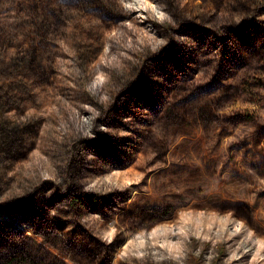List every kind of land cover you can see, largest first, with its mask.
Segmentation results:
<instances>
[{"label":"rangeland","instance_id":"obj_1","mask_svg":"<svg viewBox=\"0 0 264 264\" xmlns=\"http://www.w3.org/2000/svg\"><path fill=\"white\" fill-rule=\"evenodd\" d=\"M0 264H264V0H0Z\"/></svg>","mask_w":264,"mask_h":264},{"label":"trees","instance_id":"obj_2","mask_svg":"<svg viewBox=\"0 0 264 264\" xmlns=\"http://www.w3.org/2000/svg\"><path fill=\"white\" fill-rule=\"evenodd\" d=\"M111 223H113V221H109V224H110V225H111ZM108 229L110 230V233H109V234H106V233H105V230H102L103 235H105L107 238H109V237L112 235L113 227L110 226Z\"/></svg>","mask_w":264,"mask_h":264}]
</instances>
